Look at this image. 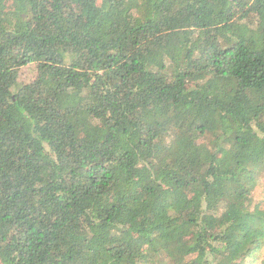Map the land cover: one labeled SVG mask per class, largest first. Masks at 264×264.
Instances as JSON below:
<instances>
[{
    "label": "trees",
    "instance_id": "1",
    "mask_svg": "<svg viewBox=\"0 0 264 264\" xmlns=\"http://www.w3.org/2000/svg\"><path fill=\"white\" fill-rule=\"evenodd\" d=\"M263 246L264 0H0V264Z\"/></svg>",
    "mask_w": 264,
    "mask_h": 264
},
{
    "label": "rangeland",
    "instance_id": "2",
    "mask_svg": "<svg viewBox=\"0 0 264 264\" xmlns=\"http://www.w3.org/2000/svg\"><path fill=\"white\" fill-rule=\"evenodd\" d=\"M33 75H34V69L32 67L23 68L21 70L20 81L23 82L29 81ZM73 121H76V119H74ZM258 193L262 194L261 190H259ZM258 193L256 194V199L260 197ZM263 254H264V246L258 253H256L253 257L249 259L248 264H261V256Z\"/></svg>",
    "mask_w": 264,
    "mask_h": 264
}]
</instances>
